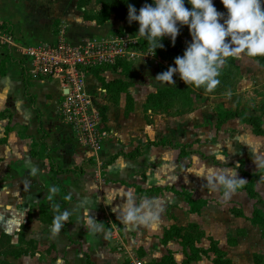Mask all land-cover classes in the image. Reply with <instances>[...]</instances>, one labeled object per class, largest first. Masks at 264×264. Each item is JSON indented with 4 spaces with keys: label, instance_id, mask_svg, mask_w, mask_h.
<instances>
[{
    "label": "rangeland",
    "instance_id": "374dc122",
    "mask_svg": "<svg viewBox=\"0 0 264 264\" xmlns=\"http://www.w3.org/2000/svg\"><path fill=\"white\" fill-rule=\"evenodd\" d=\"M98 1L91 0L89 5L98 7L100 11ZM132 5L137 10L140 8L138 0ZM120 22L133 28V31L129 34L119 29L110 37L126 36L137 40L136 47H133L134 56L125 62L128 66L119 70L120 75L131 78L135 69L133 63L139 54L154 59L150 71L156 77L173 65V58L170 61L140 52L141 37L136 35L138 24ZM190 41L188 33L184 42ZM2 47L6 54L8 50L3 44ZM226 64L228 68L219 75L220 83L212 91H206L203 86L186 85L177 75L173 77L174 86L156 77L148 79L149 85L146 84L148 95L142 115L149 128L147 132L152 137L143 144L153 143L157 144L154 147L162 148L164 162L174 166L179 164L178 177L184 178L185 175L184 179L189 182V186L171 185V188H163L162 192L185 200L188 212L199 216L204 225L188 224L189 218L186 216L184 220L181 216V224L185 225L187 221L188 225L169 228H173L171 232L177 240L190 245L182 253L180 250L176 253L184 260H179L177 264H213L217 255L210 250V246L214 245L233 264H264V167L259 166L264 161V137H254L249 126L239 120L228 121L216 128L218 119L229 113L258 117L264 126V65L246 56L228 58ZM136 81H140L138 77ZM222 84L230 88L220 90ZM171 90L178 91V94L160 96L163 95L161 91ZM28 126L29 134L34 136L37 122L28 123ZM5 147L11 152L9 145H0V264H87L88 258L92 264H134L133 259L140 260L142 264H152L164 258L163 264H176L170 248L155 245L160 234L150 235L148 232H155L150 231L153 227H147V232L144 230L147 234L136 233L127 238L115 222L101 219L97 225L105 229L103 232L90 234V230L87 233L81 231L82 214L88 213L85 216V222H88L93 211L101 210L100 203L96 206L88 204L91 208H87L86 203H74L67 210L73 221L69 231L49 234L59 211L47 203L34 204L43 200L56 203L60 190L52 185L47 166L45 171L34 170L27 162H16ZM177 154L183 158L176 159ZM226 166L235 168L239 178L245 179L241 186L249 184L257 197L251 199L246 191L238 189L230 200H224L222 190H210L203 177L197 176L206 168ZM241 170L248 176L242 175ZM103 174L99 170L98 175L103 177ZM35 179L43 182L40 183L43 188L30 191L28 185ZM144 182L149 184L150 180ZM169 182H172L171 178L164 179V184ZM157 184L161 186L162 183ZM63 186L74 197L80 195L78 186H70L65 181ZM186 197L192 200V205ZM170 209L166 210L167 214ZM232 210L241 212V217L237 218ZM40 211L43 213L41 218ZM255 212L258 217H255ZM146 242L154 243L149 250L142 246ZM176 244L177 241H174L170 246L176 248ZM161 254H164L162 258Z\"/></svg>",
    "mask_w": 264,
    "mask_h": 264
},
{
    "label": "crops",
    "instance_id": "0c3cea01",
    "mask_svg": "<svg viewBox=\"0 0 264 264\" xmlns=\"http://www.w3.org/2000/svg\"><path fill=\"white\" fill-rule=\"evenodd\" d=\"M79 1L0 0V23L7 24L6 31H0V39L8 33L15 38L13 45H5L0 41V66L2 65L4 68V75L0 77V114H5L6 117L0 119V128H2L0 139H6V143L1 146L9 145L11 152H8V148L5 147L8 155L14 157L16 162H27L33 166L34 170L45 171L47 166L49 179L55 188L57 187L51 180V162L61 170L80 168L83 171L82 174L71 172L58 177L61 188L57 189L60 190L61 195L56 203L51 204L43 200L34 205L47 203L58 211L64 193L71 197V201L61 209L60 213L68 210L74 203H86L87 208H91L88 204L96 206L100 203L101 210L93 211L90 218L94 219L96 224L101 219L112 220L121 228L127 238L136 233L147 234L148 228L126 226L118 214L119 207L130 197L135 198L137 204L144 200L157 201L161 209L160 219L158 223L151 226L153 228L150 231L155 232L148 233L150 235L160 234L155 245L170 248L176 264L179 263V260L183 262L184 260L178 258L176 254L179 250L181 253L184 251L181 240L175 238L164 243L165 231L174 225L177 227H186L192 223L198 226L204 225L199 216L188 212L189 208L185 200L172 193L167 195V193H163L165 191L162 192L163 188H171V185L189 186V182L184 179L185 175L184 178L177 175L180 165L167 164L162 157V148L151 147L145 148L142 155L134 160L118 156L110 165L105 166L112 157L129 154L145 140L152 137L147 132L149 128L143 118L142 111L148 95L146 84L149 82L147 83V80L156 77L150 71L151 61L154 59L139 54L133 63L135 69H133L134 73L131 74V78H125L120 75V71L112 69L101 73V78L107 84L120 81L127 85L124 92L116 95L117 103L108 100L106 94L100 95L98 90L103 88L102 84L94 74L88 76L86 80L87 93L92 98L94 105L104 112L107 126L112 132V138L97 151L77 145L72 130L59 122L57 112L62 97L59 83L42 80L29 82L24 77L21 60L22 52L27 46L53 43L58 37L64 38L72 46H80L93 38L110 37L119 29L129 34L133 31V28L124 25L116 16H111L108 22L102 25L84 19L83 13L78 8ZM85 10L91 16L96 15L99 11L98 7L94 5H88ZM2 44L8 50L7 55ZM136 77L141 82H137ZM128 98L132 100V111L126 116L125 109ZM35 122H37V133L31 136L28 132V123L35 124ZM31 151L38 156L33 157ZM178 156L177 154L176 159L178 160L183 158ZM99 170L104 173L103 177L98 175ZM165 178H171L172 182L164 184ZM147 179L150 180L149 184L144 182ZM64 181L70 186H78L80 195L74 197L70 192L68 193L63 186ZM157 182L162 183L161 186ZM40 183L43 182L35 179L32 184L28 185L29 190L43 188ZM33 184L34 186L31 188ZM45 186L46 184L44 188ZM148 189H154V192L146 193L145 191ZM30 207L32 206L30 205ZM169 208L171 209L167 214L166 210ZM87 214H82L79 226L81 231L85 230V233L90 230L88 222H85ZM181 216L184 220L186 216L189 218L188 224L187 221L185 225L181 224ZM69 219L70 225L62 227L59 232L69 231L73 224L72 219L70 217ZM104 230L103 227H100V231L90 230V234ZM49 234L53 235V232L51 231ZM174 241H177L176 248L170 246ZM152 244L154 243L146 242L142 246L149 250ZM163 255L161 254L160 258ZM90 263L92 264V262Z\"/></svg>",
    "mask_w": 264,
    "mask_h": 264
},
{
    "label": "clouds",
    "instance_id": "9594fccd",
    "mask_svg": "<svg viewBox=\"0 0 264 264\" xmlns=\"http://www.w3.org/2000/svg\"><path fill=\"white\" fill-rule=\"evenodd\" d=\"M220 3L223 12L217 10L213 0H151L138 10L132 4L127 5L128 23L138 24L136 34L149 43L153 53L164 47L165 37L174 45L183 26H187L191 36L183 54L175 57L173 65L156 78L174 86L173 77L177 75L186 85L212 91L220 83V70L228 58L264 57V0H220ZM259 166L264 167V161ZM197 176L203 177L210 190H222L224 200L236 195L245 182L229 166L206 168ZM160 212L157 201L137 204L131 197L118 210L122 222L132 227H151L159 222ZM69 215L65 210L55 216L53 234L59 233ZM88 227L100 231L90 217Z\"/></svg>",
    "mask_w": 264,
    "mask_h": 264
},
{
    "label": "built area",
    "instance_id": "2783aa9c",
    "mask_svg": "<svg viewBox=\"0 0 264 264\" xmlns=\"http://www.w3.org/2000/svg\"><path fill=\"white\" fill-rule=\"evenodd\" d=\"M5 45L15 44V38L6 34L0 39ZM137 40L123 37L93 38L80 46H72L58 37L53 43L27 46L21 65L27 81H54L62 90L57 117L68 126L77 145L91 151L99 150L112 138L103 111L97 108L86 90V80L96 70L112 69L120 62H129L134 56ZM100 95L106 90L100 88ZM105 116V114H104ZM134 264H142L133 259Z\"/></svg>",
    "mask_w": 264,
    "mask_h": 264
},
{
    "label": "trees",
    "instance_id": "16d2710c",
    "mask_svg": "<svg viewBox=\"0 0 264 264\" xmlns=\"http://www.w3.org/2000/svg\"><path fill=\"white\" fill-rule=\"evenodd\" d=\"M134 1L135 0H99L98 4L101 6V10L95 16L89 15L88 12L85 10L86 7L90 4L91 0H80L78 2V8L83 13L84 19L90 20V21H94V22H96L99 25H102V24L108 22V20L110 19V17L112 15H115L117 18H120V20H124L125 22L128 23L127 16H126V14H127V5L128 4H133ZM145 3H151V0H138V5L140 7L143 6V4H145ZM213 3H214V5H215V7L217 8L218 11H221V12L224 11L223 5L220 3V0H213ZM186 6L190 7V5H187V4H186ZM6 29H7V24L6 23H0V31L4 32V31H6ZM188 33L189 32H188L187 26L181 27L180 28V33H179V35L177 36V38L175 40V44L174 45L171 44L169 39L167 37H165L162 40V43H163L164 47L163 48H157L155 50V53H153L151 51L149 43L145 39L140 38V41H141L140 42V47H139L140 52L152 54L156 58H162V59L163 58H168V59H170V61H172V58L174 59L175 57L180 56V55L183 54L184 49H185L186 45L188 44V43L184 42V37H186L188 35ZM251 59L257 60V61H259V63L261 65H264V57H257V58H251ZM126 66H128L127 63L120 62L116 66H114L112 68V70H114V71L118 70L119 71L121 68H125ZM227 68H228V65L225 64L221 68L220 74H223L224 70L227 69ZM102 71L103 70L94 71L93 72L94 76L97 77L98 81L102 84V87L104 88V90H106V98H108V100L112 101L113 103H117L118 99L115 98L116 95L118 93L124 92V89L126 88L127 85L122 83V82H120V81H114L111 84L110 83L109 84L105 83L104 79L101 78V76H100ZM158 73H159V70H158ZM3 75H4V68L1 65L0 66V77H2ZM225 82L230 85L231 79H230V82L229 81H225ZM225 85L226 84H222L221 87H220V90L227 91L228 88H230L229 86H225ZM168 91H161L160 94H163V95H160V96H163V97L172 96L173 97L174 95L178 94V91H176V92L174 90H171L170 92H168ZM206 91H208V90L206 89ZM164 92H167V93H164ZM174 92H175V94H173ZM179 92H181V91H179ZM187 92L189 94H191L190 91H187ZM174 98H176V97H174ZM148 99H150V98H148ZM131 104H132V100H130L128 98V103H127L126 109H125L126 110V113H125L126 116H128L129 113L132 111ZM103 117H104V120H106V117L104 116V113H103ZM5 118H6L5 114H0V119H5ZM231 120H239V121L244 122L246 125L249 126V128L251 129V133H252V135L254 137H259V138L264 137V126L262 125L261 120L258 117H253V116L246 117V116H242V115L237 114V113H229V114H226L222 119H218L216 128L218 129L221 124H224V123H226L228 121H231ZM5 143H6V139L5 138L0 139V145H4ZM156 145L157 144H153V143H151V144H149V143L148 144L147 143L146 144H141L134 151H132L129 154H119L117 156L112 157L110 162L106 163L105 166L110 165L118 156H123L124 158L130 159V160H134V159H136V158H138L139 156L142 155V151L145 148H151V147H154ZM31 154H32L33 157H37L38 156V154L34 153L33 151H31ZM50 170H51V174H52L51 175V180L53 181L54 185L57 188H61L59 180H58V177L60 175L69 174L71 172L75 173V174H82L83 173V171L80 168L61 170L53 162L50 163ZM241 173L244 176H248V174H246L243 170H241ZM238 189H242V190L246 191V193L248 194V196L251 199H254L255 197H257L256 193L253 191V189L251 188V186L249 184H245V185L241 186ZM145 192L146 193H152V192H154V189H148ZM186 199H187V202L192 205V203H193L192 200H190L189 197H186ZM70 201H71V197L64 193V195L62 197V200H61V202H60V204L58 206V211L59 212H58L57 215L61 214L60 213L61 209H63L65 206H67V204ZM232 212L236 215L237 218H240L241 215H242L241 212H235L234 210H232ZM39 215H40V218L43 217L42 216L43 215L42 211H40ZM254 215H255V217H258L257 212H255ZM68 225H70V219L69 218H68L67 221L63 222V228L67 227ZM171 230L168 229V230L165 231V235H164V239H163L164 243H166L168 240H171L172 238H176V237H174L172 235ZM181 239L184 241V238H181ZM182 246L185 249V248H187L190 245L185 243V242H183ZM210 250L217 255V259L214 261L213 264H233L231 261L226 260L224 258L223 253L220 252L215 245L214 246H210ZM164 259L161 262H159V263H152V264H163L164 263ZM87 264H91L89 262V260H87ZM172 264H174V263L172 262Z\"/></svg>",
    "mask_w": 264,
    "mask_h": 264
}]
</instances>
